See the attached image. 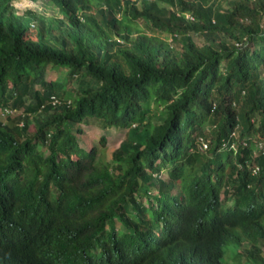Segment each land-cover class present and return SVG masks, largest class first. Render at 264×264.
I'll list each match as a JSON object with an SVG mask.
<instances>
[{
  "label": "trees",
  "instance_id": "16d2710c",
  "mask_svg": "<svg viewBox=\"0 0 264 264\" xmlns=\"http://www.w3.org/2000/svg\"><path fill=\"white\" fill-rule=\"evenodd\" d=\"M47 1L0 0V264H264V0Z\"/></svg>",
  "mask_w": 264,
  "mask_h": 264
},
{
  "label": "rangeland",
  "instance_id": "374dc122",
  "mask_svg": "<svg viewBox=\"0 0 264 264\" xmlns=\"http://www.w3.org/2000/svg\"><path fill=\"white\" fill-rule=\"evenodd\" d=\"M152 1V0H147ZM13 6L18 15H25L28 12L36 13L37 15L46 16L48 18L54 17L61 19L62 15L58 12V9L48 2L47 0H13ZM27 18V23L32 20L29 17ZM35 21L32 22L33 27H35ZM135 34V33H134ZM150 35V34H149ZM194 41L198 45L204 43L203 39L195 34H192ZM170 41V39H168ZM70 75L68 69L64 68H50L48 71L47 79L51 81H64L66 78L69 79ZM76 79V78H74ZM68 89H78V83L76 80L70 79L68 82ZM18 113V112H17ZM16 113V114H17ZM20 114V113H19ZM14 115V114H13ZM156 117L153 118L152 122L155 123ZM77 129V127H75ZM78 128L81 129V133L78 135V141L80 147L86 151H90L93 147L98 149V157L102 158L103 161H111L112 153L117 150L120 144L127 138L128 130H119V129H107L104 130L100 126L93 124L87 125L82 124ZM31 130L34 128L31 127ZM261 255L264 258V247L261 248ZM227 264H250L248 261H245L246 255H236L234 250L232 252V244L229 243L226 247ZM229 251V252H228ZM240 251V250H239ZM240 253V252H239Z\"/></svg>",
  "mask_w": 264,
  "mask_h": 264
},
{
  "label": "built area",
  "instance_id": "2783aa9c",
  "mask_svg": "<svg viewBox=\"0 0 264 264\" xmlns=\"http://www.w3.org/2000/svg\"><path fill=\"white\" fill-rule=\"evenodd\" d=\"M189 18H191L190 16H187ZM208 148V145L206 143H203V149H207Z\"/></svg>",
  "mask_w": 264,
  "mask_h": 264
}]
</instances>
